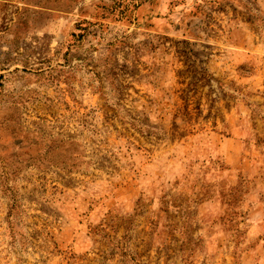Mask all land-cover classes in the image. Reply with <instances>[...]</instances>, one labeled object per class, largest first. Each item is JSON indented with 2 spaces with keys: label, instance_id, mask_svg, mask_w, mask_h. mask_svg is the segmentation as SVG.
Wrapping results in <instances>:
<instances>
[{
  "label": "rangeland",
  "instance_id": "rangeland-1",
  "mask_svg": "<svg viewBox=\"0 0 264 264\" xmlns=\"http://www.w3.org/2000/svg\"><path fill=\"white\" fill-rule=\"evenodd\" d=\"M0 264H264V0H0Z\"/></svg>",
  "mask_w": 264,
  "mask_h": 264
},
{
  "label": "crops",
  "instance_id": "crops-1",
  "mask_svg": "<svg viewBox=\"0 0 264 264\" xmlns=\"http://www.w3.org/2000/svg\"><path fill=\"white\" fill-rule=\"evenodd\" d=\"M95 209H96V208H95ZM95 209H94V210H95Z\"/></svg>",
  "mask_w": 264,
  "mask_h": 264
}]
</instances>
